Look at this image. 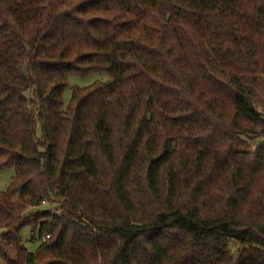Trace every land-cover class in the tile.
<instances>
[{"label":"trees","instance_id":"1","mask_svg":"<svg viewBox=\"0 0 264 264\" xmlns=\"http://www.w3.org/2000/svg\"><path fill=\"white\" fill-rule=\"evenodd\" d=\"M249 75L264 0H0V259L264 264V143L237 148L264 134Z\"/></svg>","mask_w":264,"mask_h":264},{"label":"rangeland","instance_id":"2","mask_svg":"<svg viewBox=\"0 0 264 264\" xmlns=\"http://www.w3.org/2000/svg\"><path fill=\"white\" fill-rule=\"evenodd\" d=\"M108 81V76L105 73H96L92 74L86 78H77L72 77L69 81V87L64 93V101L66 104L69 103L72 96V87L78 86V87H88L93 85L96 82H102L105 83ZM246 83L257 93L259 100L261 101V106L258 107L259 112L264 117V77L261 75H249L245 78ZM263 131V130H262ZM264 143V134L263 136L258 140H240L238 141V150L239 151H248V152H254L257 147ZM15 176V170L14 168H7L0 171V193L6 191L12 182L13 177ZM45 209H52L55 210V206H49V205H43L42 207L38 208L37 210H33L32 212H43ZM3 231L0 230V234H2ZM32 230L31 227H25L21 232V240L22 245L25 247V249L28 250L30 253H35L39 246V234L36 232L34 236L32 237ZM0 264H6L0 259Z\"/></svg>","mask_w":264,"mask_h":264}]
</instances>
